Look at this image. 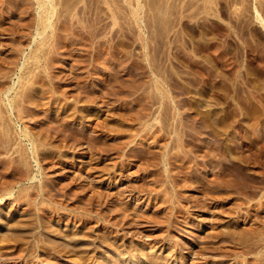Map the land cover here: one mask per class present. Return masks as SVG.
Segmentation results:
<instances>
[{
	"label": "rangeland",
	"instance_id": "1",
	"mask_svg": "<svg viewBox=\"0 0 264 264\" xmlns=\"http://www.w3.org/2000/svg\"><path fill=\"white\" fill-rule=\"evenodd\" d=\"M263 144L264 0H0V264H264Z\"/></svg>",
	"mask_w": 264,
	"mask_h": 264
},
{
	"label": "bare ground",
	"instance_id": "2",
	"mask_svg": "<svg viewBox=\"0 0 264 264\" xmlns=\"http://www.w3.org/2000/svg\"><path fill=\"white\" fill-rule=\"evenodd\" d=\"M37 1H38V0H37ZM39 1H40V0H39ZM44 1H49V0H44ZM44 3H45V2H44ZM48 3H50V2H48ZM46 5H48V4H46ZM40 6H41V9H42L44 5L42 4V5H40ZM47 7H48V6H47ZM47 11H48V9L45 10V12H47ZM47 14H48V13H47ZM49 14H50V13H49ZM39 15H40V13H39ZM51 15H52V14H51ZM44 21H45V19H44ZM44 21H43V22H44ZM46 21H47V20H46ZM46 21H45V23H46ZM42 24H43V23H42ZM41 26H42V25H41ZM46 27H47V24H44L42 28L46 29ZM36 30H37V29H36ZM40 30H42V29H40ZM40 35H42V34H40ZM35 55H36V54H35ZM9 91H10V90H9ZM156 91H157V90H156ZM25 93H26V92H25ZM61 95H62V94H61ZM19 97H20V96H19ZM64 97H65V96H64ZM73 97H74V96H73ZM25 98H26V97H25ZM74 98H75V97H74ZM19 99H20V98H19ZM9 100H10V99H9ZM71 103H72V102H71ZM71 103H70V104H71ZM68 106H69V105H68ZM74 138H75V137H74ZM77 139H78V138H77ZM77 139H76L75 141H77ZM71 140H72V138H71ZM72 141H74V140H72ZM128 142H129V141H128ZM72 143H73V142H72ZM72 143L70 144V146L72 145ZM126 143H127V142H126ZM246 145H247V144H246ZM260 145H261V144H260ZM260 145H259V146H260ZM263 145H264V144H263ZM263 145H262V146H263ZM91 148H92V147H91ZM260 149H262L261 146H260ZM263 149H264V148H263ZM263 151H264V150H263ZM253 153H255V151H254ZM250 154H251V153H250ZM256 154H257V152H256ZM255 156H256V155H255ZM249 157H250V156H249ZM263 158H264V157H263ZM247 159H248V158H247ZM252 159H253V158H252ZM258 159H259V158H258ZM249 160H250V159H249ZM261 160H262V159H261ZM263 160H264V159H263ZM263 160H262V161H263ZM252 161H253V160H252ZM262 161H261V163H262ZM254 163H255V162H254ZM257 163H258V162H257ZM257 163H256V164H257ZM120 164H121V163H120ZM256 164H255V165H256ZM258 164H259V163H258ZM263 165H264V164H263ZM103 168H104V167H103ZM103 168H102V170H103ZM105 169L108 170V168H105ZM103 171H105V170H103ZM262 171H263V170H262ZM222 175H223V173H222ZM222 175L220 176V179L222 178ZM224 175H225V174H224ZM262 175H263V174H262ZM217 176H218V175H217ZM226 178H227V177H226ZM222 179H223V178H222ZM222 179H221V180H222ZM219 181H220V180H219ZM224 182H225V181H224ZM220 183H221V182H220ZM228 183H229V180H228ZM228 183H227V184H228ZM223 184H224V183H223ZM225 184H226V183H225ZM7 187H8V186H7ZM11 192H12V191H11ZM64 192H65V191H64ZM66 193H67V192H66ZM93 195H94V194H93ZM95 195H96V194H95ZM6 196H7V195H6ZM73 196H74V195H73ZM98 197H99V196H98ZM2 199H3V197H0V200H2ZM8 200H9V199H8ZM87 200H88V199H87ZM3 202H6V201H3ZM90 202H91V200H90ZM263 205H264V204H263ZM80 209H82V208H80ZM246 210H247V209H246ZM245 212H247V211H245ZM80 214H81V213H80ZM97 215H98V214H97ZM243 215H244V214H243ZM75 216H76V215H75ZM72 217H73V216H72ZM84 217H85V216H84ZM92 217H93V216H92ZM105 217H106V216H105ZM244 218H245V215H244ZM83 219H84V218H83ZM86 220H87V219H86ZM86 220H85V221H86ZM104 220H105V219H104ZM118 223H119V222H118ZM118 223H117V224H118ZM118 226H119V225H118ZM106 228H107V227H106ZM110 228H111V227H110ZM108 229H109V228H108ZM110 230H111V229H110ZM6 231H7V230H6ZM10 231H11V230H10ZM111 231H112V230H111ZM251 231H252V230H251ZM248 232H250V230H249ZM255 232H256V231H254V233H255ZM254 233H253V235H254ZM257 233H258V232H256V234H257ZM40 234H41V233H40ZM250 234H251V232H250ZM256 234H255V235H256ZM9 235H10V234H9ZM11 235H13L12 232H11ZM82 235H84V234H82ZM259 235H260V233H259ZM37 237H38V236H37ZM83 237H84V236H83ZM253 237H254V236H253ZM255 237H256V236H255ZM249 238H250V237H249ZM251 238H252V237H251ZM98 239H99V238H98ZM250 240H251V239H250ZM67 241H68V240H67ZM71 241H72V240H71ZM101 241H102V240H101ZM69 242H70V241H69ZM105 242H106V241H105ZM72 243H73V242H72ZM109 243H110V242H109ZM112 244H113V243H112ZM72 245H73V244H72ZM106 245H107V244H106ZM108 246H109V244H108ZM111 246H113V245H111ZM75 247H76V246H75ZM109 247H110V246H109ZM73 248H74V247H73ZM29 249H30V248H29ZM2 250L4 251V249H2ZM5 250H6V249H5ZM7 250H9V248H7ZM16 250H17V249H16ZM30 250H31V249H30ZM30 250H29V251H30ZM21 252H22V250H21ZM115 252H116V251H115ZM239 252H241V251H239ZM8 253H9V252H8ZM241 253H242V252H241ZM16 254H17V253H16ZM132 254H133V253H132ZM1 255H2V254H1ZM14 255H15V254H14ZM14 255H13V256H14ZM17 255H18V254H17ZM19 255H20V253H19ZM4 256H5V255H4ZM102 256H103V255H102ZM118 256H119V255H118ZM2 257H3V256H2ZM0 258H1V257H0ZM46 258H47V257H46ZM130 258H131V256H130ZM119 259H120V258H119ZM44 260H45V259H44ZM13 261H14V260H13ZM1 262H2V261H1ZM42 262H43V261H42ZM4 263H5V264H9V263H10V264H11V262H7V261H5ZM48 263H49V262H48ZM12 264H13V263H12ZM132 264H133V262H132Z\"/></svg>",
	"mask_w": 264,
	"mask_h": 264
}]
</instances>
